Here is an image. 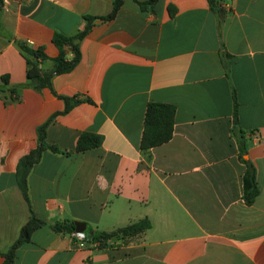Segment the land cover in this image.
Segmentation results:
<instances>
[{"label": "crops", "instance_id": "obj_1", "mask_svg": "<svg viewBox=\"0 0 264 264\" xmlns=\"http://www.w3.org/2000/svg\"><path fill=\"white\" fill-rule=\"evenodd\" d=\"M116 16L95 21L79 42V63L54 75L49 88L0 92V264L31 215L47 226L16 251L15 264H264V0H159L140 11L120 0ZM146 2L148 0H136ZM112 0H3L0 78L27 83L24 42L53 70L54 33L84 29ZM70 56V55H69ZM237 120L258 195L242 200L245 165L231 135ZM63 98L81 102L64 113ZM175 106L173 135L148 154L140 143L146 105ZM50 118L46 149L27 177V203L17 164L38 144ZM82 133L98 148L75 152ZM151 228L105 248L83 244L55 223L85 224V234L111 233L141 220Z\"/></svg>", "mask_w": 264, "mask_h": 264}, {"label": "trees", "instance_id": "obj_2", "mask_svg": "<svg viewBox=\"0 0 264 264\" xmlns=\"http://www.w3.org/2000/svg\"><path fill=\"white\" fill-rule=\"evenodd\" d=\"M133 1L137 4L138 8L142 12L153 10L159 2V0H148L146 2H138L136 0ZM219 1L220 0H207L210 10L214 13L222 15V10L219 7ZM2 5L3 0H0V9L2 8ZM120 6V0H112V11L109 15L103 17H83V20L85 21L84 29L71 36H66L61 33H54L52 42L58 50V56L52 60L53 70L47 75L42 74L39 67V62L45 61L47 57L41 51L30 49L24 42L15 40L14 43L27 58V83L25 85L9 86L8 78L3 76L0 78V92L9 90L11 94V100L15 101L18 99L19 90L24 87L36 89L49 88L52 76L68 73L79 63L80 52L78 44L89 33L92 24L95 21L106 22L112 20L116 16ZM231 97L233 101V125L231 128V135L236 140L238 145L239 160L246 167L242 177V200L244 201L245 205L250 206L258 195L256 173L253 165L247 159H244V156L246 155L244 131L238 124V103L236 100L235 90L233 88L231 89ZM63 100L65 102L64 113L68 112L75 105L81 102L76 98H63ZM174 116L175 106L171 104L150 102L146 105L140 143L141 151L144 154H148L152 148L161 146L171 140L173 135ZM51 120L52 118L38 127V144L36 149L20 158L17 164L15 173L16 184L23 199L27 203L29 202L27 177L31 168L41 159V156L46 149L56 153L59 152L56 147L47 145L45 142L46 127ZM101 142V138L97 135L91 133H82L77 140L75 152L82 153L98 148L101 145ZM45 226H47V224L43 220L37 219L31 215L29 221L21 228L17 240L3 255V264H15L16 251L18 248H20L23 244L29 243L33 232ZM50 228L57 233H72L75 231L74 225L72 223H55L54 225L50 226ZM150 228V222L144 219L124 228L117 229L111 233H93L86 236L89 243H98L99 248H105L109 240L129 239L149 230Z\"/></svg>", "mask_w": 264, "mask_h": 264}, {"label": "built area", "instance_id": "obj_3", "mask_svg": "<svg viewBox=\"0 0 264 264\" xmlns=\"http://www.w3.org/2000/svg\"><path fill=\"white\" fill-rule=\"evenodd\" d=\"M73 238L77 241V242H80V243H85V244H87V243H89L87 240V236H86V234L85 233H80V232H74L73 233ZM92 246H94V247H97L98 246V243H93L92 244Z\"/></svg>", "mask_w": 264, "mask_h": 264}, {"label": "water", "instance_id": "obj_4", "mask_svg": "<svg viewBox=\"0 0 264 264\" xmlns=\"http://www.w3.org/2000/svg\"><path fill=\"white\" fill-rule=\"evenodd\" d=\"M85 224L82 222H75V231L84 233L85 232Z\"/></svg>", "mask_w": 264, "mask_h": 264}]
</instances>
